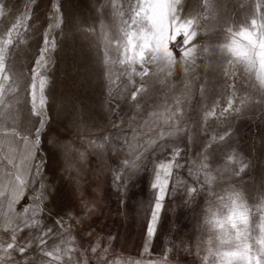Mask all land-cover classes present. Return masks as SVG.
Wrapping results in <instances>:
<instances>
[{
  "label": "rangeland",
  "instance_id": "1",
  "mask_svg": "<svg viewBox=\"0 0 264 264\" xmlns=\"http://www.w3.org/2000/svg\"><path fill=\"white\" fill-rule=\"evenodd\" d=\"M5 4V15L0 16V36L6 38V29L15 23L16 16L25 12V5L30 0H3ZM36 5L30 7L34 11L27 20L29 27L20 26L18 32L13 33V42L8 46L6 64L11 61L12 71L22 73L31 82V71L35 67L36 57L39 55V48L43 47V28L47 27L46 11L47 0H36ZM118 3L125 4L126 0H118ZM61 12L64 16V24L60 28L53 29L49 34V41H56V47L49 44L45 59L48 61L42 64L36 79L37 95L39 96L40 81L39 76L47 77L44 86V95L49 97L46 107L48 108V125L45 128V135L41 137L42 147L37 153V159L44 158L41 166V175L34 179L31 174L28 176V183L23 194L15 204L17 212L23 211L26 206L34 203L33 196L36 190L40 189L41 182L51 185L45 191L46 199L40 202L42 211L37 213L35 219L40 223L38 226L29 228L22 227L18 239L44 233L45 244L33 243L29 256L35 257L36 261L51 259L40 248L50 251L52 244H59L60 237L56 235L57 230L65 232L72 237L71 255L74 260H81V251L89 259V264H95L99 258L106 259L111 255L118 242L130 212L139 208L143 201L153 200L152 181L155 173L154 165L162 160H172V147H178L180 154L175 157V163L180 167H173L169 176L167 190V211L173 219V229L171 234L172 242L179 244L181 237L191 235V209L184 205L183 200L187 199L186 187H196L192 183L189 168L191 161L197 159V153L204 151L203 144L208 143V137L212 135L211 129H217L216 117H209L207 126L203 119L202 107L205 109L211 105L216 92L223 81L202 66V57L196 60V67L193 68L190 85V96L184 101L182 107L184 119L187 127L181 123L180 127L185 128L184 133L178 138L162 137L154 144L147 147L144 153L143 170L132 175L126 185V191L121 194V189L113 184L114 177L120 172L123 160L128 159L129 152L124 145V138L131 139L136 134L137 141L146 143L149 139H155L153 133H158L160 127L157 124L151 126L146 124L147 114L153 111H162L165 100L172 104V93L155 82L152 84L153 91L145 97L139 94L138 103L141 109L137 110L130 96L120 97L117 89L124 90V81L127 76L123 75V66L116 64L112 69L115 81L113 94L109 96L107 79L102 78V60L104 53V43L102 32H112L114 29L110 25L112 8L110 0L105 4V0H60ZM224 11L232 18L241 22L250 12V5L242 3V0H224ZM10 9V11H8ZM98 10V11H97ZM37 21L39 23H37ZM101 22L105 28L102 30ZM36 25L34 30L31 27ZM83 25V29L80 28ZM211 27V23H209ZM63 29V31H62ZM93 29V32H89ZM40 33V35H39ZM208 42L219 43L214 33H207ZM183 45V34L170 42V47L177 57L180 56V47ZM109 54L113 57V52ZM99 56V57H98ZM151 67V65H146ZM140 70V65H136ZM119 77V80L116 77ZM208 77L206 80L205 78ZM238 89L244 87L242 81L236 78L225 77L224 80ZM135 84L129 85L131 90H136L140 86L142 78L134 76ZM185 73L183 65L177 66L172 75L168 78V87L179 92L184 88ZM202 84L208 85L206 97L200 94ZM23 92V89H21ZM31 89L29 88V101ZM241 92H238L239 96ZM223 101V97L220 98ZM30 106V103H29ZM160 106V107H158ZM221 105H217V110ZM227 107L226 103H223ZM79 128L76 130V124ZM256 127L264 132L260 121H256ZM191 130L198 137V140L188 138ZM219 130V129H217ZM227 130L226 128L224 129ZM253 124L248 117H241L235 122L234 131L240 148L245 152L252 150ZM55 135L58 141L68 142L72 148H78L86 153L84 160L76 159L75 166L71 169L64 167V174L60 151L48 142L47 137ZM102 136H111L113 140L105 148L97 150L88 146V141H100ZM123 137V138H120ZM173 141L175 142L173 144ZM124 145V147H121ZM222 145H214L212 150L215 155L222 151ZM6 149L0 152V172L3 179L7 181L9 175H14L13 165L9 164L6 158ZM258 156L264 159V150L257 149ZM210 161H206L208 163ZM16 163L19 161L17 159ZM80 169L81 184L80 191H77L71 177L77 175ZM32 172H35L33 167ZM257 176L264 173V165L257 163L255 168ZM121 181H116L120 184ZM173 188L175 190L173 191ZM99 189V191H97ZM85 201H91L88 207H84ZM4 208H7V197L3 199ZM71 212V216L67 212ZM30 215V213H29ZM63 224V228H61ZM51 229V231H49ZM3 234V230H0ZM111 237V240H109ZM67 238V236H65ZM99 244L95 253L92 247ZM106 249L107 251H103ZM24 254L14 253V258L23 260ZM173 259H186V254L174 251L171 254ZM68 259V255L62 257L61 264Z\"/></svg>",
  "mask_w": 264,
  "mask_h": 264
},
{
  "label": "snow or ice",
  "instance_id": "2",
  "mask_svg": "<svg viewBox=\"0 0 264 264\" xmlns=\"http://www.w3.org/2000/svg\"><path fill=\"white\" fill-rule=\"evenodd\" d=\"M48 7L46 11V23L47 27L43 28V47L39 48V55L36 57L35 67L31 71V82L29 83V78L25 77L22 73H16L9 71L8 64H3L0 67V152H4L6 149V158L9 164L13 165L14 175H9L7 181L15 180V184L8 187L6 193L0 194V222L6 221L3 228V234H0V264H61L62 257L68 255V259L63 261V264H78L79 261L74 260L71 253L72 249V237L67 235V230L65 232H60L57 230L56 235L60 237L59 244L53 243L51 250L46 251L45 248H40L41 252H45L47 257L51 259L36 261L35 257L29 256L27 253L32 251V245L36 241L39 245L45 244L44 233L39 232L37 227V234L33 236L31 233L29 236L24 237L23 240L18 239V235L22 227L29 228L33 226H38L39 221L35 219L37 213L42 211L40 202L45 197V191L47 188H51V185H45L41 182L40 189L36 190L33 196L34 203L26 206L23 211L17 212L15 210L16 201L22 194V190L28 183L29 174L32 175L33 179L36 176L41 175V166L43 165L44 158L40 157L37 159V153L42 147L41 137L45 135V128L48 125V108L46 103L49 97L44 95V86L47 82V77L39 76L40 81V91L39 96L37 95L36 89V79L39 74L40 67L42 64H46L48 61L45 59L47 55V50L49 44L51 47L55 48L56 41L53 39L49 41V34L55 28H60L64 24V16L61 12L60 0H47ZM170 0H164V3L160 5H152L146 0L145 6L139 5L137 0V5L134 8L132 6L131 0H129L130 11L138 12L142 15L146 22H148L149 27L144 30V33L139 31L133 32L128 30L126 32L127 42L123 44L124 51L127 53L129 44H136L138 40H143L144 45L151 43L154 36L158 35L161 31V24L163 27V35L165 39H171L172 35L177 32H182L183 35V45L180 47V56L177 57L176 53L172 52L171 56L167 59V62L163 65L147 67L150 65L142 57L140 70H137L136 63L131 57H128V63L123 66V75L127 76V80L124 81V90L117 89V93L120 97L130 96L133 99V104L137 110L141 109V104L138 103L139 94H143L147 97L152 91V84L158 82L164 86L167 91L172 93V104H168L167 100L164 101L162 105V111H153L147 114L148 119L146 124L151 126L152 124H157L160 127L158 133H153L155 139H149L146 143H141L137 141L136 134L134 133L132 138L129 140L124 138V145L127 146V151L129 152L128 159L123 160L120 167V172L114 177L113 184L121 189V194L126 191V185L132 175L136 172L143 170L144 165V153L147 147L154 144L156 140L162 137H171L173 132H179L180 124H185L187 126V121L184 119L183 103L190 96V85L192 81L188 79L191 76L193 68L196 67L195 62V51L193 48V36L195 33L192 32L188 22L172 21L169 19ZM31 4H37L36 0H30L29 4L25 5V12L16 16L15 23L11 25L10 28L6 29V38L0 36V55L4 57L7 56L9 51L8 46L13 42V33L18 32L21 25L24 27H29L26 23L29 16L33 18L34 11L30 7ZM110 5L113 10L114 16L121 17L122 9L124 4L118 3V0H110ZM259 6V5H257ZM151 9H155L153 12ZM10 11V9H8ZM5 15V4L3 0H0V16ZM129 19H134L129 17ZM37 23H39L37 21ZM135 26V25H134ZM36 25L31 27L34 30ZM124 28H127V24H123ZM83 29V25H80ZM102 30L105 28L104 24L101 22ZM63 31V29H62ZM93 29H89V32H93ZM40 35V33H39ZM244 36H250L251 33L245 30L241 33ZM103 43H104V53L102 60L99 57L102 66L101 76L107 79L108 94L111 96L115 88V81L113 80V71L117 59H114L110 54V44L111 39L107 31L102 32ZM119 43V41H118ZM260 47H264V37L256 41ZM233 46L234 45H230ZM143 51V48L140 49ZM257 48V52H259ZM202 54L205 57L204 67L206 71L210 72L211 75H216L214 67V56L212 55L211 49L206 48L202 50ZM183 65V71L185 73L184 88L179 92L175 89L168 87V78L172 75L174 69ZM121 65V64H119ZM155 72V75L153 74ZM139 75L142 78L140 86L136 90H131L129 85H134L136 82L134 76ZM119 80V77H116ZM206 80L208 77L205 78ZM29 88L30 101H29ZM23 89V92H21ZM208 91V85L202 84L200 88V94L202 97H206ZM240 90L234 85L227 83L225 79L223 86L214 95L216 98L213 99L210 106L206 109L201 108L203 111V119L208 122L209 117H216L217 129H211L212 135L208 137V143L204 146V153L210 151L214 145H223L225 137L228 132L223 128H220V123L223 121L224 116L232 111H239L240 108L247 103L246 94L241 93L239 96L237 93ZM223 97V101H221ZM30 103V106H29ZM226 103L227 107L223 106ZM221 105L219 110H217V105ZM160 107V106H158ZM167 121L166 125L159 123L160 120ZM79 127V126H78ZM123 138V137H120ZM188 138L193 139L191 132L188 133ZM48 142L52 145H58L63 153L65 154V164L67 169H71L75 166L74 161L84 160L86 158V153L78 148H72L71 145L66 141H58L56 136H48ZM113 140L111 136H102L100 141L91 140L88 141V146L90 148H95L97 150H103L106 145L110 144ZM175 142L173 141V144ZM121 145V147H124ZM180 154V149L173 146L171 155L172 160H162L158 164L154 165L153 171L155 173L154 180L152 181V188L158 189L154 193V203L149 200L147 203L150 208H145V202L140 205L141 211L147 215L150 210V218L147 219L146 233L143 231V251L148 253L150 245H152V239L154 235H157V224L160 219V212L164 206V198L167 192V186L169 184V176L172 173L173 167H180L178 163H175V157ZM19 161L17 164L16 161ZM206 157L202 153L197 157L196 160L191 161V167L189 168L190 174L195 175L201 171L202 164L204 163ZM33 167H35V172H32ZM3 173L0 172V189L5 187V180L2 178ZM77 191H80L81 175L80 169H77V175L71 177ZM116 181H121L120 184H116ZM175 188H173V191ZM186 190L191 192L193 189L191 187H186ZM99 191V189H97ZM7 197V208H4L3 199ZM92 203L91 201H85L84 207ZM30 213V215H29ZM67 215L71 216V212H67ZM63 228V224L60 226ZM51 231V229H49ZM67 236V238H65ZM111 240V237H109ZM171 243V242H170ZM154 247V246H153ZM99 248V244L92 247V252L95 253ZM176 250V245L172 243L171 248H164L161 250L162 254L158 255L155 259L144 260V259H128V264H165V261L169 259L171 254ZM103 251H107L104 249ZM19 252L24 254L23 260H17L14 258V253ZM83 250L81 251L82 257ZM87 258V257H83ZM245 264H259V258L253 259V257L248 254L245 257Z\"/></svg>",
  "mask_w": 264,
  "mask_h": 264
},
{
  "label": "clouds",
  "instance_id": "3",
  "mask_svg": "<svg viewBox=\"0 0 264 264\" xmlns=\"http://www.w3.org/2000/svg\"><path fill=\"white\" fill-rule=\"evenodd\" d=\"M138 2L141 6L146 4V0ZM92 3L95 4V0ZM107 3L108 0H105V4ZM131 3L135 8L137 0H131ZM148 3L160 5L164 0H148ZM242 3L250 5L251 10L241 22H237L225 13L224 0L169 2V19L174 22H188L195 33L192 45L196 49L195 62L198 57H202L204 67L205 57L202 50L210 48L214 56L215 76L223 82L225 77L242 81L244 87L239 90L246 94L247 103L243 108L237 105L240 110L227 113L220 123V128H226L228 135L219 155H215L212 149L206 153H197V156L203 153L206 159L201 171L195 175L190 174L196 187L189 185L193 191L186 190L187 199L183 200L184 205L192 210L191 235L181 237L179 244L172 242L176 245L175 251L186 254V259H172L170 256L165 264H245L248 254L253 259L258 257L259 264H264V173L259 176L255 173L258 162L264 165V159L257 153V149L264 150V132L256 127V121L259 120L264 128V47L256 43L264 37V0H242ZM121 14L123 20L114 16L112 10L109 23L114 31H107L112 37L109 47L113 58L121 66L128 63V57L140 66L142 57L150 65L165 64L173 52L170 42L175 41L182 32L175 33L171 39H165L161 24L160 33L152 38L151 43L144 45L142 39L138 40L136 44H129L125 53L123 44L127 42L126 32L131 30L143 34L149 24L138 12L130 11L129 0H126ZM124 23L127 28L123 27ZM245 30L251 35H241ZM210 32L214 33L219 43L208 42L207 33ZM257 48L260 49L259 52ZM6 59L7 56L0 55V67ZM8 69L12 71L11 61ZM222 86L223 83L220 87ZM241 117H248L253 124L251 152L240 148L237 133L234 131L235 122ZM159 123L166 125L167 121L162 119ZM78 126L79 123L75 126L76 130ZM184 131L185 128L180 127L179 132H173L171 137L178 138ZM191 134L194 141L198 140L195 133ZM200 143L204 149L206 143ZM53 146L60 151L63 164L61 172L64 174L65 154L58 145ZM14 184V179L5 181V187L0 189V194L6 193L8 187ZM5 223L6 221L0 222V228ZM83 257L84 253L78 264H89V259ZM95 264H128V259L99 258L95 260Z\"/></svg>",
  "mask_w": 264,
  "mask_h": 264
},
{
  "label": "crops",
  "instance_id": "4",
  "mask_svg": "<svg viewBox=\"0 0 264 264\" xmlns=\"http://www.w3.org/2000/svg\"><path fill=\"white\" fill-rule=\"evenodd\" d=\"M156 191H158V189H156ZM155 192L147 193L146 196L152 194V197H154ZM143 202H145V208H150L147 203L148 201ZM167 202L166 192L164 206L161 209L160 219L157 224V235L153 236L152 245H150L148 253H144L143 251V231L146 233L147 219L150 218V210L147 215H145L140 207H137L128 215L127 222L119 235L117 246L114 252L106 259L131 258L150 260L161 255L162 249L169 248L173 229V219L170 218L167 211ZM152 203H154V199L152 200Z\"/></svg>",
  "mask_w": 264,
  "mask_h": 264
}]
</instances>
